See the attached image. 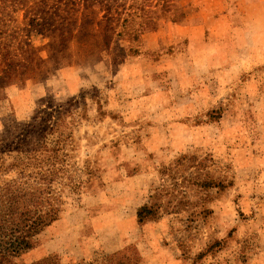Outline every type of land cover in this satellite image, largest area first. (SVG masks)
<instances>
[{
  "label": "rangeland",
  "instance_id": "374dc122",
  "mask_svg": "<svg viewBox=\"0 0 264 264\" xmlns=\"http://www.w3.org/2000/svg\"><path fill=\"white\" fill-rule=\"evenodd\" d=\"M254 1L0 0V186L62 204L7 264H264Z\"/></svg>",
  "mask_w": 264,
  "mask_h": 264
},
{
  "label": "trees",
  "instance_id": "16d2710c",
  "mask_svg": "<svg viewBox=\"0 0 264 264\" xmlns=\"http://www.w3.org/2000/svg\"><path fill=\"white\" fill-rule=\"evenodd\" d=\"M256 2V0L254 1ZM249 3V2H247ZM7 65L0 76V100L4 92L13 84L15 79L25 82L26 72L17 70L18 63L10 59L4 60ZM29 63H24L28 67ZM43 172L29 174V178L41 177ZM4 188V189H3ZM0 264H7L12 258H17L33 248V239L46 228L56 222L62 213L59 199H51L53 192L46 184L36 183L33 187L0 186ZM149 208L143 207L138 211L142 218Z\"/></svg>",
  "mask_w": 264,
  "mask_h": 264
},
{
  "label": "crops",
  "instance_id": "0c3cea01",
  "mask_svg": "<svg viewBox=\"0 0 264 264\" xmlns=\"http://www.w3.org/2000/svg\"><path fill=\"white\" fill-rule=\"evenodd\" d=\"M206 29V28H205Z\"/></svg>",
  "mask_w": 264,
  "mask_h": 264
}]
</instances>
